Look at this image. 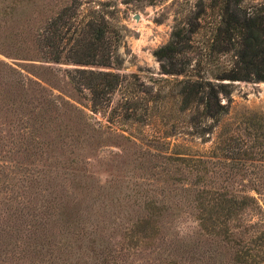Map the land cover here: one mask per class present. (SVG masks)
<instances>
[{
  "label": "rangeland",
  "instance_id": "1",
  "mask_svg": "<svg viewBox=\"0 0 264 264\" xmlns=\"http://www.w3.org/2000/svg\"><path fill=\"white\" fill-rule=\"evenodd\" d=\"M69 1L23 2L18 17L26 14L28 27H24L32 35ZM80 1L83 9H103L117 39V67L125 80L111 106L115 105L114 114L129 107L133 116L114 119L109 125L105 120L109 110L104 115L92 114L86 109V96L76 93L64 75L63 69L69 66L22 59V50L16 52L19 45L7 46L11 41L6 36L8 22L3 25L0 264H47V254H43L44 260H31L25 250L33 232L46 236L39 240L49 241L52 256L66 258L68 250L77 251L76 244L84 241V234L75 244L59 212H66L63 215H70L67 218L78 226L103 228L100 234L109 252L106 264H170L171 260L177 264H231L228 243H217L199 229L193 197L211 191L250 193L259 199L262 211L244 213L239 219L242 227L233 228V232L239 231L235 238L248 239L255 230L248 227L253 223L264 226V191L259 196L250 190L248 176L230 175L226 167L211 163L219 153L214 146L222 145L224 129L241 132L249 127L245 116L264 113V80L233 82L229 96L221 98L228 102V113L218 124L211 125L206 118L192 119L194 109L179 106L182 76L163 73L153 51L178 29L186 37L182 54L191 80L211 81L217 6L211 0ZM239 5L264 11V0H241ZM68 104L81 109L89 123L100 121L111 126V131L90 133L83 126L88 133H80L74 128L80 124L79 115ZM172 151L190 158L182 163L167 159ZM197 158L201 165L193 161ZM146 199L155 200L163 214L159 233L145 244L128 246L123 234L126 216Z\"/></svg>",
  "mask_w": 264,
  "mask_h": 264
},
{
  "label": "trees",
  "instance_id": "2",
  "mask_svg": "<svg viewBox=\"0 0 264 264\" xmlns=\"http://www.w3.org/2000/svg\"><path fill=\"white\" fill-rule=\"evenodd\" d=\"M29 1L33 0H0V29L8 22L6 36L11 40L7 46L19 45L20 49L16 52L22 50L20 56L25 60L69 66L63 69L68 83L76 93L86 96V109L92 114L104 115L106 109L109 110L105 119L107 124H112L114 119L132 117L129 107H123L124 113L114 114L115 105L111 106L113 95L123 85L125 75L118 71L117 39L103 9H83L80 0H70L29 35L24 27L25 24L28 27L26 14L18 17L20 5ZM240 1L211 0V5L217 6L219 16L213 39L215 49H211V63L215 65V69H211V81L191 80L187 73V59L182 54L186 37L178 29L171 32L164 45L153 51L161 61L163 73L182 76L177 91L179 106L181 110L194 109L192 119L206 118L211 120V125L218 124L228 113V102H221V98L229 96L233 82L264 80V11L242 9ZM223 56L226 59L220 61ZM68 106L79 115L80 124L74 128L80 133L87 135V129L90 133L95 130L111 131V126H103L100 121L91 124L83 119L85 113L81 115V109L71 104ZM243 119L249 125L248 129L241 132L236 128L224 129L222 141H219L222 145L217 143L214 146L219 153L211 163L226 167L230 175L248 176L250 190L261 196L259 191H264V113L253 112ZM173 154L175 156L171 158ZM185 155L172 151L167 159L182 163L190 158ZM193 161L197 165L203 163L199 158ZM35 181L32 180L36 184ZM193 200L197 205L199 229L217 243H228L231 264H264V226H255L257 222L249 225L255 230L245 241L235 238L239 231L233 232V228L242 227L239 219L244 213L262 211L257 197L247 192L211 191L205 194L199 192ZM156 203L152 199L143 200L141 206L137 204L138 209L126 216L128 221L123 234L128 246L136 247L157 237L163 214ZM63 214L67 215L66 212H59L58 216L65 225L66 233H71L74 243L84 234V241L75 243L74 250L77 251L68 250L66 258L52 256L49 241L39 240H45L46 236H35L36 232H33L31 241L25 244L30 259L40 257L44 260L43 254H47L44 261L47 264H106L109 252L100 234L103 228L78 226L67 218L70 215L65 217ZM176 262L169 261L170 264Z\"/></svg>",
  "mask_w": 264,
  "mask_h": 264
}]
</instances>
